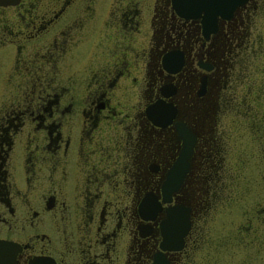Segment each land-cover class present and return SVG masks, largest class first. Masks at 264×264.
Instances as JSON below:
<instances>
[{
  "label": "flooded vegetation",
  "instance_id": "flooded-vegetation-1",
  "mask_svg": "<svg viewBox=\"0 0 264 264\" xmlns=\"http://www.w3.org/2000/svg\"><path fill=\"white\" fill-rule=\"evenodd\" d=\"M263 6L203 22L189 0L0 5V264H258L264 206L247 196L264 187V87L236 99L221 82L264 55ZM178 124L193 144L168 183Z\"/></svg>",
  "mask_w": 264,
  "mask_h": 264
},
{
  "label": "rangeland",
  "instance_id": "rangeland-1",
  "mask_svg": "<svg viewBox=\"0 0 264 264\" xmlns=\"http://www.w3.org/2000/svg\"><path fill=\"white\" fill-rule=\"evenodd\" d=\"M264 7V6H263ZM258 15L257 18H255L256 20L254 21V29L258 32L263 31L264 30V8H260L258 11ZM262 48H260L261 50ZM256 50H258L257 45L254 46L253 52H255V54H252L250 57L245 59V56L242 55L241 57H237V61L235 62V65L232 69V73L229 72V74L226 76V79H224V81L222 80L221 82V86H224V84L226 85L225 88H232L234 92V98L238 99V90H240L241 88H248L252 85L255 84H262V87H264V75L260 76L259 73H256L255 80L253 79V77H247L244 74H246L247 72L253 71L256 67L257 64H259L260 62H263V58L264 55L262 53V50L256 53ZM252 62H255V65L252 64ZM254 68V69H253ZM264 72V71H262ZM249 101V99H248ZM235 102V101H234ZM244 149V148H241ZM236 151H233V156H231L229 158V162L232 163V169L235 170L234 174L236 173H240V166L236 165V160H237V156L235 155ZM255 159H250L247 165V170L250 168V170L253 167ZM237 168V170L235 169ZM252 175H250V179L253 178H258L257 176H255L256 174V170H251ZM264 181V180H262ZM260 181V182H262ZM239 183V182H237ZM254 185L257 184V181L253 182ZM222 199H224L221 196ZM259 198L260 202H257L256 199ZM264 187H262L261 189H259L258 185L254 186V191L251 192L248 196L247 199H249L250 204L253 205L255 208L258 207L259 205H263L264 206ZM229 213L227 214L229 216V218H231V220L234 223H238L239 221L242 220V214H241V207L240 205H234L231 207V209L228 210ZM219 216V214H218ZM225 216V214L223 215ZM247 253H249V258L254 260L253 258V254L251 251H247ZM262 257L258 258L259 262L258 264H264V252L261 253ZM258 257V255H257ZM253 264V263H250Z\"/></svg>",
  "mask_w": 264,
  "mask_h": 264
},
{
  "label": "water",
  "instance_id": "water-1",
  "mask_svg": "<svg viewBox=\"0 0 264 264\" xmlns=\"http://www.w3.org/2000/svg\"><path fill=\"white\" fill-rule=\"evenodd\" d=\"M17 1L18 0H0V5L15 4ZM245 1L246 0H189L191 6H193L194 2L196 8H199L200 11H205L203 15L204 18L202 19L203 22L207 20L209 15L211 16L209 18L214 19L215 15L223 16L228 14ZM178 2H180V0H172V5L176 10ZM148 111L151 112L152 119L156 124H161V121H164L163 123H165L173 113L172 109L168 107V104L162 103L158 100L153 103L152 108H149ZM176 126L182 138V147L179 153L178 162L173 164L168 172V183L179 182L182 172L187 170V158L191 152L193 144V137L189 131L186 128L180 127L181 124Z\"/></svg>",
  "mask_w": 264,
  "mask_h": 264
}]
</instances>
